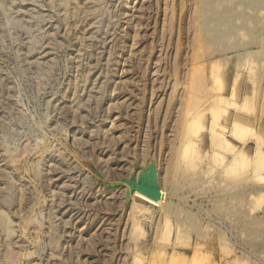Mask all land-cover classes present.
<instances>
[{
	"label": "rangeland",
	"instance_id": "rangeland-1",
	"mask_svg": "<svg viewBox=\"0 0 264 264\" xmlns=\"http://www.w3.org/2000/svg\"><path fill=\"white\" fill-rule=\"evenodd\" d=\"M206 2L0 0V264H264V0L243 65Z\"/></svg>",
	"mask_w": 264,
	"mask_h": 264
},
{
	"label": "bare ground",
	"instance_id": "bare-ground-1",
	"mask_svg": "<svg viewBox=\"0 0 264 264\" xmlns=\"http://www.w3.org/2000/svg\"><path fill=\"white\" fill-rule=\"evenodd\" d=\"M200 1L201 2L207 1L206 8L198 13L195 24V30L197 34V44L201 49V53H204L205 51L210 55L217 53L223 56L224 54L229 53V51H232L236 53L237 62L239 64L242 65L244 63L247 64L248 59L250 58L249 56L251 54L248 51V49L243 46L242 44L243 38L238 35V32L248 24V20L251 18V16L247 13L246 10L249 8L254 9L259 7L260 2L258 3V0H246V2H248L247 6L244 7V9H242L240 12H237L236 9L238 8V6H242L244 0H238L237 4L233 6L229 5L228 3L229 0H200ZM236 20L241 21L242 25L237 27L235 25V27L224 33L219 32L220 26L226 24L227 22H235ZM211 45H214V48L208 50L207 46H211ZM199 67L201 68L202 66L199 65ZM217 68L218 65L210 66L208 69V74L209 75L216 74ZM224 73L226 74V72ZM225 74L213 78V82L219 84V89L223 88V86L226 84L227 77L225 76ZM243 103L246 109V112L244 114V121L247 125H249L251 124V121L248 123L249 114L247 110H249L250 108L249 106L250 96L248 90H244ZM247 148L249 149V145L247 146ZM173 257L174 255L171 256V258Z\"/></svg>",
	"mask_w": 264,
	"mask_h": 264
},
{
	"label": "water",
	"instance_id": "water-1",
	"mask_svg": "<svg viewBox=\"0 0 264 264\" xmlns=\"http://www.w3.org/2000/svg\"><path fill=\"white\" fill-rule=\"evenodd\" d=\"M149 173H150V177H152V175L154 177V166L153 165H150V167H149Z\"/></svg>",
	"mask_w": 264,
	"mask_h": 264
}]
</instances>
